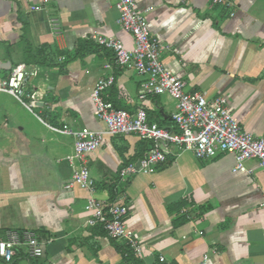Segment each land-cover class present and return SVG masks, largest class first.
<instances>
[{
    "label": "crops",
    "instance_id": "obj_1",
    "mask_svg": "<svg viewBox=\"0 0 264 264\" xmlns=\"http://www.w3.org/2000/svg\"><path fill=\"white\" fill-rule=\"evenodd\" d=\"M226 2L136 0L151 37L171 48L161 54L165 68L187 91L209 102L223 98L241 130L264 139V0ZM118 18L103 0H0V84L23 65L35 72L26 88L36 98L29 111L0 92V240L8 230H29L44 246L42 258L19 251L8 264H203L205 256L206 264H264V170L256 160L245 163L251 173H239L231 154L198 160L171 145L154 173L122 183L121 169L137 164L149 145L134 135L110 137L86 158L96 191L65 190L78 166L70 164L74 140L51 128L104 130L91 93L109 74L115 83L105 95L113 105L129 112L138 105L143 78L90 41L97 34L132 49ZM146 107L150 122L172 128L169 96H150ZM109 191L129 207L126 225L142 258L86 224L87 199L108 204ZM180 214L185 224H173Z\"/></svg>",
    "mask_w": 264,
    "mask_h": 264
},
{
    "label": "built area",
    "instance_id": "obj_2",
    "mask_svg": "<svg viewBox=\"0 0 264 264\" xmlns=\"http://www.w3.org/2000/svg\"><path fill=\"white\" fill-rule=\"evenodd\" d=\"M114 4L119 12L120 28L133 40V48L127 49L121 41L100 35H92L90 41L113 54L114 65L118 68L132 66L143 78L137 99L138 105L133 112L116 108L105 92L115 83V77L109 74L99 79L91 93L94 116L104 124V130L87 128L73 129L63 125L60 129L51 128L55 133L73 138L74 156L70 161L78 164L74 168L71 181L65 190L78 187L93 194L96 184L92 180L87 166V156L96 152L105 138L134 135L149 144L144 157L137 163L124 167L119 180L128 183L139 174L154 173L155 166L166 161L168 148L173 145L180 153L189 152L198 160H209L220 154H231L235 158V172L251 173L245 163L256 160L264 170V139L241 130L238 120L230 112L223 98L209 102L206 95L187 91L186 82L169 72L161 54L171 48L161 40L152 38L146 18L137 8L136 0H103ZM213 6H228L226 0H211ZM31 10H38L32 7ZM55 37L62 35L57 20L50 21ZM178 53V52H176ZM105 70L111 71L110 64ZM35 77L23 65L15 67L6 80L0 84V92L14 97L27 110L33 107L34 93L26 88V78ZM169 96L176 104V112L171 116L173 127L162 128L150 122L147 115L146 100L150 96ZM37 97V96H36ZM27 99V101H26ZM30 100V102L28 101ZM259 207L264 210V197ZM86 212L90 214L86 224L93 228L99 226L106 235L127 247L136 258L143 257V246L134 232L126 225L129 207L124 201H116L107 208V204L94 197L87 199ZM24 252L31 260L44 256V246L37 235L29 230H8L0 240V260L11 263L17 252ZM208 261L204 257L203 264ZM160 262L164 259L160 257Z\"/></svg>",
    "mask_w": 264,
    "mask_h": 264
},
{
    "label": "trees",
    "instance_id": "obj_3",
    "mask_svg": "<svg viewBox=\"0 0 264 264\" xmlns=\"http://www.w3.org/2000/svg\"><path fill=\"white\" fill-rule=\"evenodd\" d=\"M94 44V43H93ZM97 46V45H96ZM99 47V46H98ZM77 57V55H75V56H72V57H70V58H68L67 60H66V63H69L71 60H73V59H75ZM71 58H73V59H71ZM173 125V124H172ZM161 127V126H160ZM173 127V126H172ZM145 143V142H144ZM148 144V143H147ZM149 145V144H148ZM109 195H110V198H109V203L107 204V208L111 205V204H113L115 201H116V196L113 194V192H111V191H109ZM181 205H183V204H181ZM179 213V212H178ZM177 222H181V224H185V222H186V218H185V216L183 215V214H180V216L177 218V219H175L174 220V222H173V224H175V223H177ZM126 249L131 253V254H133L127 247H126Z\"/></svg>",
    "mask_w": 264,
    "mask_h": 264
}]
</instances>
